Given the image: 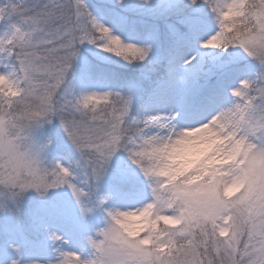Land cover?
<instances>
[{"label":"snow or ice","instance_id":"snow-or-ice-1","mask_svg":"<svg viewBox=\"0 0 264 264\" xmlns=\"http://www.w3.org/2000/svg\"><path fill=\"white\" fill-rule=\"evenodd\" d=\"M0 264H264V0H0Z\"/></svg>","mask_w":264,"mask_h":264}]
</instances>
